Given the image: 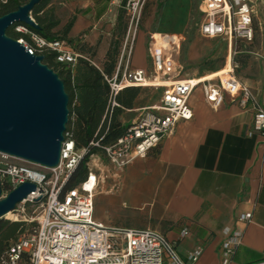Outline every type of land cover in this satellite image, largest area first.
<instances>
[{"label":"built area","instance_id":"obj_1","mask_svg":"<svg viewBox=\"0 0 264 264\" xmlns=\"http://www.w3.org/2000/svg\"><path fill=\"white\" fill-rule=\"evenodd\" d=\"M6 1V0H2ZM147 0H120L128 17V26L120 45L116 66L105 79L110 88V110L119 106L116 96L126 87L160 89L159 102L136 108V116L125 124L124 133L113 143L103 144L102 138L91 142L102 154L89 157L86 177L73 187L68 181L86 149H78L66 130L57 164L45 166L0 151V180L3 192L31 181L37 185L14 211L25 214L33 208L32 226L12 240L0 256V264H196L202 249L189 252L186 259L177 253L175 243L163 233L151 228L109 226L94 218V198L108 175V168L120 173L137 158L145 157L161 141L171 135L180 121L191 120L194 111L190 97L203 86L206 101L220 107L225 95L238 100L243 108L253 111L249 136L264 137V94L260 98L235 75L234 68L223 75L207 79H183L175 61L174 51L180 48L181 37L159 34L152 36L150 52L152 72L132 66L143 9ZM204 18L200 33L207 38L252 41L254 14L252 0H202ZM16 31L30 35L31 42H21L31 54L43 55L45 50L56 52L59 63L75 64L77 53L62 39L48 40L30 31L24 24ZM167 43V44H166ZM264 58V54H263ZM216 74V73H215ZM106 117V115H105ZM104 117V118H105ZM5 187L7 188L5 190ZM252 220V213L238 217L240 223ZM188 231L185 229L182 235ZM242 231L229 233L223 243L224 264H228L241 243Z\"/></svg>","mask_w":264,"mask_h":264},{"label":"crops","instance_id":"obj_2","mask_svg":"<svg viewBox=\"0 0 264 264\" xmlns=\"http://www.w3.org/2000/svg\"><path fill=\"white\" fill-rule=\"evenodd\" d=\"M119 1L52 0L48 8L60 19L54 31H63L74 19L66 36L69 45L100 67L115 33L121 31V45L128 26L126 11ZM173 1L181 6L189 0ZM252 4L255 10L254 0ZM161 26L148 39L140 29L133 67L152 72L153 35H177L183 39L181 26ZM228 42L231 49L234 41ZM201 54L193 42L189 59ZM144 56L145 63H136V57L138 60ZM175 61L183 79H207L221 71L217 68L183 73L176 56ZM77 62L69 65L75 69ZM240 80L263 97L264 73L257 79ZM160 97L161 93L151 104L159 102ZM136 100L133 108L125 109L127 112L151 105H138ZM189 103L193 118L180 121L171 135L145 157L125 167L118 178L105 161L109 177L94 198V218L109 226L159 231L175 243L183 259L200 248L196 264H224L223 243L229 233L241 230V243L228 264H264V137L248 134L253 111L241 107L230 95H225L220 107L213 108L205 99L202 85L195 88ZM243 213H252V220L240 223L238 217ZM185 229L188 234L183 236Z\"/></svg>","mask_w":264,"mask_h":264},{"label":"water","instance_id":"obj_3","mask_svg":"<svg viewBox=\"0 0 264 264\" xmlns=\"http://www.w3.org/2000/svg\"><path fill=\"white\" fill-rule=\"evenodd\" d=\"M39 0L0 16V151L53 166L60 158L69 121V96L64 81L43 63V56L7 35L15 23L38 28L32 11ZM37 185L25 181L3 197L0 218L16 209Z\"/></svg>","mask_w":264,"mask_h":264},{"label":"trees","instance_id":"obj_4","mask_svg":"<svg viewBox=\"0 0 264 264\" xmlns=\"http://www.w3.org/2000/svg\"><path fill=\"white\" fill-rule=\"evenodd\" d=\"M28 1L0 0V16L17 10L19 6ZM51 2L52 0H39L33 9L32 15L38 24V28L25 26L48 40L62 39L67 41L66 36L74 19L68 22L63 31H54L60 24V19L55 15L53 9L48 8ZM18 25L21 23L10 26L7 29V35L16 40L24 38L31 42L30 35L16 31L15 28ZM119 46L120 42L117 47H112L111 44L103 67H97L90 60L80 57L76 68L73 69L74 67L69 65L70 63L57 62L56 52L52 50H45L42 55L43 63L52 68L64 81L65 90L69 96L70 113L66 130L70 133L76 147L78 149L85 148L87 151L70 176L68 187L77 185L86 177L88 171L86 163L91 155L102 154L100 148L91 145L92 141L102 138L103 144H109L116 141L124 133L126 126L118 119V116L123 110L133 108L142 88L136 86L124 88L116 96L119 106L114 107L112 115L109 116L110 88L105 76L114 72ZM24 225V222H11L8 219L0 218V256L9 243L20 235L18 233L24 232ZM4 242H7L6 246H4Z\"/></svg>","mask_w":264,"mask_h":264},{"label":"rangeland","instance_id":"obj_5","mask_svg":"<svg viewBox=\"0 0 264 264\" xmlns=\"http://www.w3.org/2000/svg\"><path fill=\"white\" fill-rule=\"evenodd\" d=\"M201 4L202 0H189L188 2L181 3V6L173 0H147L143 9L140 29L145 32L148 39L151 34L161 29L163 23L181 26L183 39L180 42L179 50L174 51V56H176L178 64L182 67L183 73L214 70L217 68L223 70L226 67V59L230 54L235 75L239 79H257L261 76L264 73V58L262 57L264 54V0H254L256 16L254 18L253 40L244 41L236 39L231 49L226 38H207L202 36L200 24L204 16L200 11ZM176 5L178 6L176 7ZM158 36L159 34L155 35L156 38ZM120 38L121 31L117 32V34L115 33L113 36L112 47H117ZM193 42L196 44V49L202 54L199 58L192 60L189 59V50ZM135 60L136 63L146 62L145 56L138 60L136 57ZM244 63L246 64L244 65ZM224 64L225 66H223ZM100 67H103V65ZM161 92L160 89L144 87L140 89L137 97L138 100H136L137 104H151L158 99ZM136 114V112L123 110L120 112L118 119L125 124L135 117ZM4 196H6L5 192H3ZM18 206L16 209H18ZM33 216H35L34 210L33 208H29L25 214L12 211L3 217V219H8L11 222H24L23 231L25 232L32 226L33 223L29 222V220ZM6 244L7 242H4V246Z\"/></svg>","mask_w":264,"mask_h":264},{"label":"bare ground","instance_id":"obj_6","mask_svg":"<svg viewBox=\"0 0 264 264\" xmlns=\"http://www.w3.org/2000/svg\"><path fill=\"white\" fill-rule=\"evenodd\" d=\"M166 44H167V43H166ZM232 69H233V66H232L231 56H229L228 59H227L226 67H225L223 70H221L220 72H218V73H216V74H214V75H217V74H224V73H226V72L231 71ZM9 213H11V212H9ZM9 213H7V214H9ZM7 214H6V215H7Z\"/></svg>","mask_w":264,"mask_h":264}]
</instances>
